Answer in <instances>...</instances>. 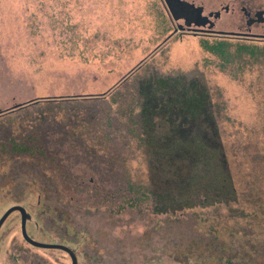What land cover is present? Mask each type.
<instances>
[{
    "label": "rangeland",
    "instance_id": "374dc122",
    "mask_svg": "<svg viewBox=\"0 0 264 264\" xmlns=\"http://www.w3.org/2000/svg\"><path fill=\"white\" fill-rule=\"evenodd\" d=\"M182 1L210 27L173 21L163 0H0V218L18 203L35 240L72 245L75 231L83 252L92 238L98 258L80 264H264V0ZM180 124L193 147L199 127L217 130L236 200L201 191L194 208L157 212L151 166L176 154ZM17 216L0 264H71L24 243Z\"/></svg>",
    "mask_w": 264,
    "mask_h": 264
},
{
    "label": "trees",
    "instance_id": "16d2710c",
    "mask_svg": "<svg viewBox=\"0 0 264 264\" xmlns=\"http://www.w3.org/2000/svg\"><path fill=\"white\" fill-rule=\"evenodd\" d=\"M178 128L181 137L176 154L154 159L151 166V171L159 174L165 184H159L160 188L153 191L157 212L174 213L194 208L196 204L192 196L201 191L206 196L207 204H228L236 200V192L229 182V172L224 166L221 142H217V130L212 128L207 135L206 129L199 127L197 136L201 140L205 139V144L193 147L192 141L186 139V129L182 124ZM163 145L168 144L166 142ZM206 150H211L212 158H208ZM169 153H173V149ZM226 184L231 187L226 188Z\"/></svg>",
    "mask_w": 264,
    "mask_h": 264
},
{
    "label": "flooded vegetation",
    "instance_id": "af4514ba",
    "mask_svg": "<svg viewBox=\"0 0 264 264\" xmlns=\"http://www.w3.org/2000/svg\"><path fill=\"white\" fill-rule=\"evenodd\" d=\"M174 11H176V15L177 16H182L184 18H180L178 19L177 21H180V20H184L185 24L187 25L188 23H190L191 25H195L196 22L198 21L199 19V22H201V25L200 27H210V24H211V20L210 18H203L202 17V13L199 14L195 8H184V7H180V5H177L174 6ZM171 15V14H170ZM218 15V13H217ZM172 17V15H171ZM173 21H176V20H173ZM189 25V24H188ZM178 29V31H180L179 28H182V25L181 24H178L176 26ZM176 30V29H175ZM174 30V33L165 41V43L175 34H177L178 31L175 32ZM198 30V29H197ZM208 31L207 29L205 28H199V31ZM183 32L185 30H182ZM188 33V32H186ZM200 34V33H198ZM208 36H212L210 34H206ZM213 36H216V35H213ZM217 36H221L220 35H217ZM223 36H226L225 34L222 35L221 37ZM227 37H234V38H243V37H237V36H227ZM245 39H251V38H245ZM8 110H5V111H0V116L3 115V113H7ZM19 155V154H18ZM109 164H110V171H114L113 169V163L111 164V162H114L115 160V154L114 152H108L106 154V158H105ZM109 173V178L111 179L113 173ZM47 182H49V180H47ZM53 184V183H52ZM53 187V186H52ZM56 189V187H54ZM54 188H50V186H47L46 188L44 187V189H42V193L44 194V201L46 204L52 206L51 208H54L55 210H53V213H55V215H58L60 216L62 219L61 221H57L60 225L61 224H65V225H71L72 227V231L75 230L73 228H76L75 227V223H74V220L71 219V216H73V213H70L68 212L64 205H66L65 203L62 204L64 201H63V198L60 194V192L58 191V189L54 190ZM51 189V190H49ZM52 193H55V195H53ZM94 194H97L95 193V191L93 192V196H95ZM11 210V212H10ZM10 212V213H9ZM9 213V214H8ZM15 213H18L19 216H17V220H20V224H21V238H22V241L24 243H26L27 245L29 246H34V247H37V248H41V249H46L44 246H47L48 249H54L56 251H61V252H64V253H67L69 258H70V261H71V264H80V260L83 258V257H87L90 261H96L97 258H98V254L97 253H94L93 255H91V253L88 251H86V249L90 246L92 247H95V244L94 242L92 241V238L88 239L87 240V244H86V247L84 248H81L83 250V252H81L80 248H77L78 245L77 243H74V242H78L79 239L81 240V237L80 235L77 234V232L74 231V233L70 234V236H72L70 239L71 242H72V245L70 243L66 244V243H63L65 241V239H63V241H53L51 243H49L48 241L46 242H42V241H38V240H35V236L31 233V231L29 230L28 228V225H29V222H31L33 220V216L31 214V212H29L27 210L26 207H24L23 205L21 204H13L12 206H10L8 209H6V211H4L2 217L0 218V221L2 220V218L7 214L6 218L3 220V222L1 223L0 225V229L2 227V224L8 219V217H10L12 214H15ZM90 216V215H88ZM52 222H54V219H52ZM23 224H24V229H23ZM36 229L38 226H41L39 220L36 221ZM66 228V233L67 232H70V230H68V227L65 226ZM76 230L78 231V229L76 228ZM44 231V230H43ZM43 231H39L38 230V233L40 235H45L43 233ZM67 237H69L68 235H66ZM87 236H91L93 237L92 234H89L87 233ZM74 241V242H73ZM74 243V245H73ZM77 245V246H75ZM91 251L95 250V249H90ZM88 260V261H89Z\"/></svg>",
    "mask_w": 264,
    "mask_h": 264
},
{
    "label": "water",
    "instance_id": "95a60500",
    "mask_svg": "<svg viewBox=\"0 0 264 264\" xmlns=\"http://www.w3.org/2000/svg\"><path fill=\"white\" fill-rule=\"evenodd\" d=\"M164 2H165V4H166V6H167V8H168V10H169V12H170V14L172 15V18H173V20H178V19H180V18H184V17H182V16H177L176 15V11H174V6H176V4L177 5H180V7H184V8H193L194 9V6L192 5V4H188L187 2H185V1H182V0H163ZM195 10L199 13V14H201V11H202V9L201 8H195ZM200 19V18H199ZM199 19H198V21L196 22V24L195 25H197V26H201V25H203V24H201V22H199ZM180 30H183L182 28H179ZM177 31V29L175 30V32ZM188 32V31H187ZM198 33V32H197ZM224 35V34H223ZM227 36V35H226ZM232 36V35H231ZM10 212H11V210H10ZM9 212V213H10ZM8 213V214H9ZM6 216H7V214L2 218V220L0 221V225H1V223L3 222V220L6 218ZM23 229H24V224H23Z\"/></svg>",
    "mask_w": 264,
    "mask_h": 264
}]
</instances>
